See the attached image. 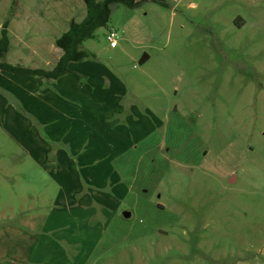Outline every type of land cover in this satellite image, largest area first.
Segmentation results:
<instances>
[{"label": "rangeland", "instance_id": "rangeland-1", "mask_svg": "<svg viewBox=\"0 0 264 264\" xmlns=\"http://www.w3.org/2000/svg\"><path fill=\"white\" fill-rule=\"evenodd\" d=\"M137 1L109 6L76 82L0 70V264H264V0ZM85 13L0 0L4 61L51 69ZM117 93L136 122L97 118Z\"/></svg>", "mask_w": 264, "mask_h": 264}, {"label": "trees", "instance_id": "trees-1", "mask_svg": "<svg viewBox=\"0 0 264 264\" xmlns=\"http://www.w3.org/2000/svg\"><path fill=\"white\" fill-rule=\"evenodd\" d=\"M85 5V17L80 22L72 21L67 30L55 39V45L61 50V55L51 69L29 68L19 64L4 61L9 48L7 24L2 25L0 38V70L18 75H32L43 77L46 81L57 79L67 74L69 63L93 58L94 53L82 47V42L94 37L97 28L107 27L110 18L109 6L113 3H123L128 7H135L137 0H82ZM158 1V0H157ZM162 4H165L162 2Z\"/></svg>", "mask_w": 264, "mask_h": 264}, {"label": "crops", "instance_id": "crops-1", "mask_svg": "<svg viewBox=\"0 0 264 264\" xmlns=\"http://www.w3.org/2000/svg\"><path fill=\"white\" fill-rule=\"evenodd\" d=\"M7 31H8V29H7ZM115 48H117V45H116V47H113L111 49H115ZM57 49L60 52L59 55H58V57H57V59H58L59 56L61 55V50L58 47H57ZM84 60H86V59H84ZM84 60H82V62ZM77 62H81V61H76V62H70L69 63L68 67H69V70L70 71L67 74H65L63 76H60L57 79L49 80L47 82H46V80L43 77L32 76V75H26V76L33 78L36 81L35 86L37 88H39V89L41 88L40 86L44 87L43 85L45 83H49V82H51V85H53V87H54V85H57V88L59 89L61 86H63L68 81L69 82H76L75 78H77V76H76V73H74L75 71L72 69V66L75 63H77ZM84 68L87 69V65H85ZM78 74H80V72H78ZM78 84H81V83L78 81L77 82V85ZM47 86L50 87V85H47ZM38 92L39 91H37V95H38ZM41 94L43 95L42 98H47V99H51V100H53L55 98L54 95H51L50 94V90L49 89H44L41 92ZM106 94H105V98L100 99V103H99V105L97 107V111L100 112V114L97 115V118L99 120H101V121H103V120H111V119H109L110 117L111 118H116L118 116H123L124 118H122L121 120L117 119V123L125 124L128 121H130V122H136L137 121L136 118L139 117V115L142 114V111L139 108H137L134 103H126V104H123L122 101L119 99V94L118 93H117V96H115V95L106 96ZM87 101L93 105L92 98H88ZM42 102H43V100H42ZM47 104H51V103H47ZM145 113L146 114H150V111L149 110H145ZM150 115H152V114H150ZM204 153H206V151H204ZM90 162H91V159L88 160V161L86 160V162L84 164H87V163H90ZM79 167H81V166L78 165V169H79ZM69 176L71 177V180H72V178L74 180H76V179H78V177H80L79 174H75V175L69 174ZM81 176H82V174H81ZM233 180L235 181L236 179L233 178V179L230 180V182H234ZM73 182L76 184V181H73ZM101 202H104V203H102L103 205H101V207L106 206L105 199L103 201L101 200ZM106 208H105V210H106ZM11 233H12V231H11ZM9 235H12V236H9L10 239H12L13 238V234H10L9 233ZM0 254H3V253L0 252Z\"/></svg>", "mask_w": 264, "mask_h": 264}, {"label": "built area", "instance_id": "built-area-1", "mask_svg": "<svg viewBox=\"0 0 264 264\" xmlns=\"http://www.w3.org/2000/svg\"><path fill=\"white\" fill-rule=\"evenodd\" d=\"M117 32L115 31V30H113V29H111V30H109L108 32H107V34H106V39H107V41L109 42V46L111 47V48H113V47H116V45H117Z\"/></svg>", "mask_w": 264, "mask_h": 264}, {"label": "water", "instance_id": "water-1", "mask_svg": "<svg viewBox=\"0 0 264 264\" xmlns=\"http://www.w3.org/2000/svg\"><path fill=\"white\" fill-rule=\"evenodd\" d=\"M147 57H148V56H147L146 54H144V55L141 57V59L139 60V63L144 62V60H145ZM122 215H123L124 217H129V216H130V212H128V211H123V212H122Z\"/></svg>", "mask_w": 264, "mask_h": 264}]
</instances>
